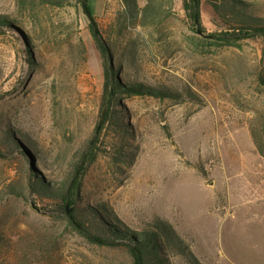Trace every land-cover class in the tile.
Segmentation results:
<instances>
[{
    "label": "rangeland",
    "instance_id": "1",
    "mask_svg": "<svg viewBox=\"0 0 264 264\" xmlns=\"http://www.w3.org/2000/svg\"><path fill=\"white\" fill-rule=\"evenodd\" d=\"M66 1L0 0V264L133 263L128 250L74 231L60 200L29 189L71 171L103 111L102 54L80 1ZM243 1L264 19V0ZM138 2L158 15L132 22L122 0L88 5L129 79L178 96L121 100L126 116L101 133L79 204L103 205L136 232L164 220L202 264H264V157L251 133L259 116L264 128V36L220 37L230 27L208 0L202 35L183 0Z\"/></svg>",
    "mask_w": 264,
    "mask_h": 264
},
{
    "label": "trees",
    "instance_id": "2",
    "mask_svg": "<svg viewBox=\"0 0 264 264\" xmlns=\"http://www.w3.org/2000/svg\"><path fill=\"white\" fill-rule=\"evenodd\" d=\"M79 1L83 9L84 1L89 9L88 0ZM183 1L184 10L190 17L196 32L205 34L201 13L203 0ZM42 2L63 6L67 4L66 0H42ZM122 2L124 11L120 15L126 21L137 22L141 18L147 20L158 15L157 9L151 3L141 9L138 0H122ZM208 3L213 7L220 20L230 27V31L219 35L220 37L241 41L248 37L264 36V33H261L264 32V19L256 17L250 11L249 5L243 0H208ZM92 20L93 23L90 21V29L104 60L102 111L103 114L106 109L104 122L101 128H99V125L97 126L95 137L90 142L86 153L81 156L78 162L73 161L71 163L72 169L70 172L60 171L56 178L49 181L44 176L35 177L34 181L30 182L29 185L31 194L60 200L62 212L67 216V220L74 231L99 245L128 250L133 261L132 264H173L171 260L173 256L181 257L188 264H202L183 235L173 225L164 220L158 219L154 225L147 227L143 231L136 232L125 227L103 205L83 206L79 204L83 178L87 172L88 164L97 155L95 150L101 133L108 123L119 124V120L126 116V111L122 109L121 100L135 96H147L156 99L175 98L178 96L174 91L147 86L144 83H140L139 79H129L126 69L117 60L112 46L99 31L97 21L94 17H92ZM4 24L6 22L0 18V28ZM262 119L261 116L257 117L255 124L251 127V133L259 154L264 157V128L261 129L257 125V122ZM8 132L10 140L15 139L12 132L10 130ZM19 136L24 142L15 140L16 143L18 142L23 148L27 145L31 154L36 158L38 165L40 164L47 170L41 151L30 143L26 137H23V135ZM25 155L28 157L29 153ZM17 195L22 197L21 194ZM67 207L71 210L70 214L67 213ZM4 242L5 240L0 230V252L3 249Z\"/></svg>",
    "mask_w": 264,
    "mask_h": 264
},
{
    "label": "water",
    "instance_id": "3",
    "mask_svg": "<svg viewBox=\"0 0 264 264\" xmlns=\"http://www.w3.org/2000/svg\"><path fill=\"white\" fill-rule=\"evenodd\" d=\"M83 5H84V9H85V12H86L88 18H89L90 21L93 23L92 17H91V15H90V11H89L88 6H87V3H86L85 1L83 2ZM261 33H264V32H261ZM199 34L202 35L201 32H199ZM259 34H260V33H259ZM105 115H106V109L104 110V112H103V114H102V118H101V121H100V123H99V128H101V126H102V124H103V122H104ZM67 213H68V214L71 213V210H70L68 207H67Z\"/></svg>",
    "mask_w": 264,
    "mask_h": 264
}]
</instances>
